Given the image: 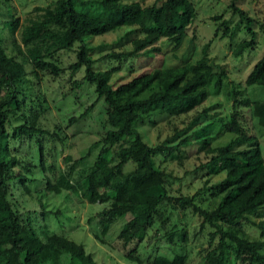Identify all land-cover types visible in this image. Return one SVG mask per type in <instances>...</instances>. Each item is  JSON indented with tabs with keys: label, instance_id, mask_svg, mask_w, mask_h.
<instances>
[{
	"label": "trees",
	"instance_id": "16d2710c",
	"mask_svg": "<svg viewBox=\"0 0 264 264\" xmlns=\"http://www.w3.org/2000/svg\"><path fill=\"white\" fill-rule=\"evenodd\" d=\"M237 1L240 0H229L226 6L230 16L237 17L233 26L229 25L228 19H223L222 14L211 17V20L218 21L213 37L227 38L229 46L239 25L248 35V39L236 42L231 48L235 57L252 48L254 39L251 20L245 11L235 5ZM88 2H93V5L89 4L91 9L75 8L77 4ZM53 6L54 12L49 7L39 9L41 14L30 18L22 28L20 42L27 49L31 46L25 54L31 66L29 75L38 80L36 73L44 71L55 78L61 69L55 64L54 53L61 49L70 50L75 45L74 59L67 69L74 73L83 68L81 80L91 86L96 99H101L107 129L103 136L88 146L89 150L99 147L90 161L86 158V168L70 173L74 165L85 160L84 156L79 157L52 183L46 180L44 190L59 193L62 189L83 187L82 194L88 203L101 205L95 215L100 233L105 234L115 221H121L117 239L123 246L135 241L134 247L125 254L131 261H139L131 255V251H134L137 242L144 240L155 214H158V225L169 220L171 230L165 238L168 243L174 242V237L183 241L187 236L182 221L171 222L170 215L163 213L162 217L157 213L162 204L169 202L170 210L182 213L187 210L194 214L199 219V231L203 227L210 228L206 233L207 250L202 264H264V255L259 252L263 241L247 239L239 228L240 221L264 214V163L256 141L241 127L236 110L247 101L232 96L228 120L221 124V131L233 133L235 137L223 146L206 148L209 158L201 166L207 167L210 173L223 172V177L208 188L210 196H218L212 205L206 203L202 207L195 203V198H199L198 192L188 196H169L166 190L169 175L154 167L153 157L171 148L163 144H145L135 128L136 124L155 115L176 116L188 112L205 100L207 84L213 80V87H218V79H213L216 73L206 57L208 42L203 45L201 57L195 62L156 67L114 86L109 83L111 73L118 69L115 64L129 61L139 54L158 52L155 44L161 39L165 40L170 50L177 49L194 16L191 2L153 0L150 5L143 6L135 0H55ZM3 26L13 41L16 20H6ZM58 26L59 34L54 32ZM119 27L127 28L121 39L129 41V50H110L92 59L90 52L100 49V46H91L90 38L113 32ZM32 43H38L39 48L35 49ZM101 63L106 66H99ZM95 64L97 68H93ZM25 75L21 63L6 57L0 41V264H55L52 261L54 256H64L63 264H94L81 244L48 230H43L40 237L32 218L27 215L23 218L7 199L9 182L17 179L23 185L27 180L20 173L16 174L14 167L21 166L28 171L34 163L41 168L43 166L41 145L34 151V157L29 155L24 160L12 154L9 148V143L21 136L34 145L40 140L34 135L42 132L34 127V120L23 113ZM243 83L245 86L264 87V52L253 63ZM90 108L91 104L77 117H69L67 123L76 122ZM16 112L18 115H15ZM253 113L264 125V101L254 103ZM12 115L21 123L8 131ZM186 142L187 139H183L180 144ZM207 142L208 138L203 139L202 145ZM113 147L115 149L111 151ZM128 164L132 169L129 175H124L123 169ZM125 177L128 178L124 180ZM118 181L123 182L122 186H114ZM42 211L41 214L44 213ZM251 224L260 236H264V219ZM152 231H157L156 227ZM214 239L216 242L213 245ZM185 259L183 251L170 258L156 254L146 260L147 264H185Z\"/></svg>",
	"mask_w": 264,
	"mask_h": 264
},
{
	"label": "rangeland",
	"instance_id": "374dc122",
	"mask_svg": "<svg viewBox=\"0 0 264 264\" xmlns=\"http://www.w3.org/2000/svg\"><path fill=\"white\" fill-rule=\"evenodd\" d=\"M135 1L143 6L153 2V0ZM189 1L194 8V16L185 30L180 46L170 50L165 40L161 39L155 44L158 52L148 55L139 54L129 61L115 64L118 69L111 73L109 83L114 86L127 81L133 75L156 67L195 62L201 57L203 45L208 42L206 57L213 67L212 71L216 73L213 79H218V87H213V80L207 84L205 100L188 112L176 116L155 115L135 125L145 144L149 146L163 144L164 147L171 148L170 151L165 150L153 157L154 167L169 175L166 185L168 195L188 196L198 192L199 198L196 197L194 201L203 207L206 203L212 205L217 200L218 196L209 195L208 188L223 177V172L210 173L207 167L201 166L209 158L206 150L223 146L235 137L233 133L220 129L221 124L228 120L232 96L237 100L247 101L245 105L236 108L238 120L245 134L256 141L264 163V125L258 122V118L253 113L254 103L264 101V87L245 86L243 83L253 63L264 52V0H240L235 4L246 12L251 20L250 28L254 32L252 48L244 50L237 57L231 54V48L236 42L248 39L241 25L234 31L230 46L227 45V38L213 37L218 21L211 20V17L222 14L223 19L229 20L230 26L236 23L237 17L230 16L226 7L229 0ZM54 2L55 0H0L1 45L6 57H12L16 62L21 63L26 72L27 81L23 84V87L26 86L23 90L25 98L23 113L28 119L34 120V127L42 130L41 133L34 135L36 139H40V142L36 141L34 145L24 136L9 143L10 152L21 160L29 155L34 157V151H37V146L41 145L43 166L41 168L34 163L28 171L21 166L14 167L13 171L16 174L20 173L27 180L23 185L17 179L9 182L7 199L15 205L23 218L26 215L32 218L34 228L40 237L43 235V230H48L81 244L85 252L93 258L94 264H147L146 259L156 254L170 258L173 254H180L183 251L186 253L185 264H202L207 250L206 233L210 228L203 227L199 231L197 229L199 219L187 210L183 213L176 212L170 210L171 203L162 204L161 208L157 209V213L162 217L163 213L170 215L171 222L182 221L187 236L183 241L174 237L175 241L168 243L165 238H168V231L171 230L169 220H165L163 225H158V214H155L144 240L137 242L134 251H131V255L139 259L138 262H134L127 259L125 254L129 252L135 241L123 246L117 239L116 234L121 221H115L105 234L100 233L95 215L101 209V205L97 202L88 203L82 194L83 187H74L71 190L61 188L59 193L44 190L46 180L52 183L79 157L84 156L85 160L74 165L70 173L74 174L86 168V160L90 161L99 147H91L89 150L88 146L103 136L107 129L101 99H96L91 86L81 80L83 68L74 73L67 69L74 59L75 45L70 50L61 49L54 53L55 64L61 69L55 78L44 71L36 73L38 80L29 75L31 66L25 54H28L31 46L27 49L20 42L22 28L30 18L41 14L42 8L49 7L50 11L54 12ZM89 4L93 5V2L77 4L75 8L88 10L91 9ZM39 9L41 10L38 11ZM12 19L16 20L13 41L10 40L3 26L6 20ZM125 31H127L126 27H119L113 32L90 38L91 46H100V49L95 48L90 52V57L97 58L110 50H129V41L121 39ZM54 32L59 34V26ZM32 44L35 49L40 46L38 43ZM99 66L106 65L101 63ZM93 68H97V64ZM220 72L222 74H219ZM75 83L78 85H74ZM90 104L91 108L85 116L72 124L67 123L69 117H77ZM15 115H18V112ZM15 115L9 117L8 131L14 125L21 123V120H16ZM205 124H207L206 128L201 129ZM207 138L206 145H202V140ZM183 139H187L186 144H180ZM114 149L115 147L111 148V151ZM66 157H69V160H65ZM131 169L130 164L126 165L123 169L124 175H129ZM127 178L125 177L124 180ZM121 183L123 182L118 181L114 186H122ZM42 210L43 214H41ZM259 215L249 216L248 221H240L239 228L247 239L263 241V247L259 252L264 255V236H260L259 231L251 224L264 219V214ZM155 227L157 231L153 232L152 229ZM193 233H196L194 237ZM215 242L214 239L213 245ZM62 258L64 260L65 257L54 256L52 261L55 264H63Z\"/></svg>",
	"mask_w": 264,
	"mask_h": 264
}]
</instances>
